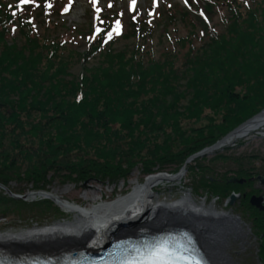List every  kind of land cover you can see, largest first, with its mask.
I'll list each match as a JSON object with an SVG mask.
<instances>
[{"label": "trees", "instance_id": "16d2710c", "mask_svg": "<svg viewBox=\"0 0 264 264\" xmlns=\"http://www.w3.org/2000/svg\"><path fill=\"white\" fill-rule=\"evenodd\" d=\"M184 1L125 21L103 13L95 27L57 33L65 0H0V219L32 210L55 216L32 218L37 226L65 218L50 198L9 195L10 181L36 192L50 172L113 183L138 164L147 174L169 163L179 171L264 108V0ZM119 39L130 43L118 48ZM200 171L194 193L228 199L243 186ZM248 208L264 264V211Z\"/></svg>", "mask_w": 264, "mask_h": 264}, {"label": "rangeland", "instance_id": "374dc122", "mask_svg": "<svg viewBox=\"0 0 264 264\" xmlns=\"http://www.w3.org/2000/svg\"><path fill=\"white\" fill-rule=\"evenodd\" d=\"M174 1L175 0H136L135 5L133 6L132 0H97L95 5L92 3V0H65L63 4L66 3L65 6L69 7V9L68 11H65L64 8V11H62L61 15L63 24H61L56 32H63L66 27L70 28L72 26H77L79 29L83 30L95 27L98 17L103 13L115 14L116 17H120L122 21H125L127 19L126 15L130 13L146 16L150 8L157 11L158 8L163 5L173 3ZM109 4H111V7H109ZM57 5L58 3L56 2V6ZM96 8H99L100 11L97 12ZM217 19L218 18L215 17L213 20L216 21ZM178 27V33L183 35L185 29L181 25ZM56 32L52 34L54 35ZM73 41H75L73 42L75 44L73 47L76 50L81 51L83 46H81V43L79 44L78 39H74ZM154 42V44H156V39ZM128 43H130V40L119 39L116 43V47L122 48ZM155 47L157 48V45H155ZM92 64L93 63H91V65ZM80 70V64H75L71 69L73 75H77ZM208 112L209 110L205 111V113ZM183 166L185 167V170L181 173V179H179L180 183H178L179 181L177 180L174 182L164 180L158 181V184L150 189L151 197L149 198V201L154 204L171 203L176 199H180L184 195H190L191 199L196 204L203 203L205 206L212 205L217 211L231 212L232 214L239 216L241 224L245 227L246 236L239 243L231 244L227 251L234 259L238 260L240 264H261L257 254L259 244L254 232L255 227L252 221V213L248 208L250 198L247 202L246 197L241 196V193L252 192L253 194L251 195L264 196V184H261L257 179L258 175H264V129L252 131L244 137L235 139L231 144H225L223 148L217 149L212 153L204 154L203 157L198 158L197 160H190ZM193 166L194 168L192 169L191 167ZM175 167V163L166 164L162 169L156 165L154 166L155 171L147 174L144 167L141 164H138L130 171L127 178L113 183H110L107 180L101 183L95 180H86L84 183L76 180L65 181V179L60 176L62 173L55 175L50 172L49 178L50 176L52 177L49 179L46 191L52 196H56L60 199L65 198L75 200L82 207L92 202L95 204H98L99 202L105 203L116 198L118 195L131 190L134 185H136V182L139 181L140 183H144L147 177H150L153 174L167 173L169 175H176L179 171L174 170ZM201 168L206 176L216 178L226 175L236 177L237 172L239 171H244L249 175L248 177L245 176L243 178L244 181L242 183H239L243 184L241 190L236 191L239 196H237L232 204H229V200L219 197L214 193L210 194L199 191L197 194L188 188L189 185L192 184V171L198 170V172L201 173ZM31 187L32 184L30 182L13 180L7 184L5 190L7 193L10 192L13 194H15V192L24 191L25 194L23 195L26 198H29L35 193L33 191H28ZM155 191L159 192V194H156ZM101 197L103 200H101ZM42 215H46L50 220L55 217L52 212L44 213ZM42 215L38 210L24 212L20 217L12 212L6 218L0 219V234H16L30 229L41 228V226L36 227L37 224L33 223L32 218H41ZM64 216V220H73L75 218V213H65ZM64 220H56L50 224V226L58 224ZM182 225L187 227L185 224ZM28 226L33 227L28 228ZM146 227L148 226L146 225ZM148 228L155 229L156 227ZM136 229L124 233H131ZM200 244L206 251L203 243L200 242ZM37 249L47 251L52 250L48 248Z\"/></svg>", "mask_w": 264, "mask_h": 264}, {"label": "bare ground", "instance_id": "6f19581e", "mask_svg": "<svg viewBox=\"0 0 264 264\" xmlns=\"http://www.w3.org/2000/svg\"><path fill=\"white\" fill-rule=\"evenodd\" d=\"M260 127H264V123ZM254 128L249 133L260 129ZM237 134L225 144H231L238 139ZM163 175L153 174L147 177L144 183L136 182L131 190L118 195L113 202H92L83 206L84 210L63 204L61 206L66 211L75 213L73 220L64 218L61 219L64 221L51 226L54 221L41 225L38 229L16 234H0V247L14 250L48 248L53 251L74 247L93 251L102 248L107 241L120 236L121 233L137 227L147 225L162 229L166 226L185 224L207 248L212 259L215 258L219 264H240L227 251L231 244L239 243L246 236L240 217L231 212L217 211L212 205L196 204L190 195H184L171 203H151L150 189L156 186L158 181H169L164 179ZM179 179L181 175H176L171 180L174 182ZM54 198L62 200L56 196Z\"/></svg>", "mask_w": 264, "mask_h": 264}, {"label": "water", "instance_id": "95a60500", "mask_svg": "<svg viewBox=\"0 0 264 264\" xmlns=\"http://www.w3.org/2000/svg\"><path fill=\"white\" fill-rule=\"evenodd\" d=\"M264 123V108H262L259 112H257L256 114H254L253 116H251L250 118L246 119L245 121H243L242 123H240L238 126H236L235 128H233L232 130H230L228 133H226L224 136H222L220 139H218L214 144L203 148L202 150H200L199 152L195 153L194 155L190 156L186 162L190 161L191 159H193L196 156H202L204 154L207 153H212L217 149H220L222 147L225 146V142L228 141L233 135L237 134L238 131H242L241 133L237 134L238 138L244 137L246 135L249 134L250 130H253L252 128H260V129H264L263 127H260V125H262ZM254 128V129H255ZM182 171H184V166L181 168ZM257 179L260 181L261 184H264V175H258ZM229 181L231 182H238V183H242L244 181V179H239L236 177H231L229 179ZM10 195L15 196V197H19V198H23L25 199L26 197L23 196H17L14 195L10 192H8ZM38 193V192H37ZM39 193L41 194H45L44 191H40ZM237 195H235L234 193H232L230 195V203L232 204L234 202V200L236 199ZM250 204L257 207L258 209L264 211V196L263 195H251L250 199ZM206 249V254L208 256V258L210 259V261L213 264H219V262H217V260L215 258H211L210 257V253L208 252L207 248Z\"/></svg>", "mask_w": 264, "mask_h": 264}, {"label": "snow or ice", "instance_id": "6c2138e0", "mask_svg": "<svg viewBox=\"0 0 264 264\" xmlns=\"http://www.w3.org/2000/svg\"><path fill=\"white\" fill-rule=\"evenodd\" d=\"M29 0H21V3H28ZM92 3L95 5L97 3V0H92ZM136 3V0H132V5L134 6ZM51 5H49L50 7ZM109 7H111V4H109ZM65 11H67V8H65ZM96 11L99 12L100 9L96 8ZM119 29H120V25H119V21L116 22V28L114 29L116 31L117 34H119ZM111 38V33H109V39Z\"/></svg>", "mask_w": 264, "mask_h": 264}]
</instances>
